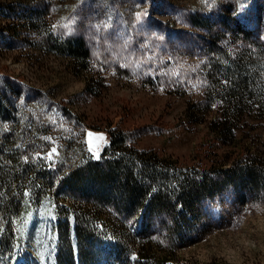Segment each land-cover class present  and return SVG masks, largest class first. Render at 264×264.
<instances>
[{"label": "rangeland", "instance_id": "1", "mask_svg": "<svg viewBox=\"0 0 264 264\" xmlns=\"http://www.w3.org/2000/svg\"><path fill=\"white\" fill-rule=\"evenodd\" d=\"M112 131L179 168L264 159V0H0V264H144L143 247L151 264H264V182L202 198L175 238L166 213L87 202L67 180Z\"/></svg>", "mask_w": 264, "mask_h": 264}, {"label": "trees", "instance_id": "2", "mask_svg": "<svg viewBox=\"0 0 264 264\" xmlns=\"http://www.w3.org/2000/svg\"><path fill=\"white\" fill-rule=\"evenodd\" d=\"M68 46V51L75 56L78 51H83L82 44L77 48ZM83 55L86 59L88 50L85 49ZM213 123L219 130L229 128L227 117ZM102 158V161L88 158L74 170L67 180L71 187L85 189L87 202L96 206L114 203L120 211L125 210L134 223L144 222L146 216L166 213L172 222L166 229L171 238H175L176 231L182 233L199 219L202 210L198 204L202 198L215 194L229 183L237 184L242 178L255 186L264 182L263 158L256 165L237 164L227 168L222 164L220 168L208 171L179 168L157 153L132 147L126 134L119 131L111 132L110 144L104 149ZM9 183L0 179V188ZM24 197L12 201L20 211L26 210ZM76 215L80 221L82 218ZM83 218L86 225L76 228V236L82 240L90 239L98 229L94 224L97 218ZM112 233L121 238V227L113 228ZM154 253L156 251L143 247L139 259L144 264H151ZM171 257L166 254L156 257V263L166 264Z\"/></svg>", "mask_w": 264, "mask_h": 264}]
</instances>
